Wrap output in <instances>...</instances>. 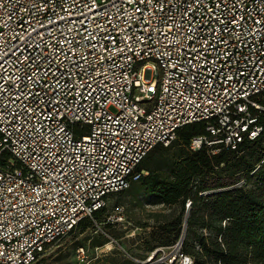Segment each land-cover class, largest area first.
<instances>
[{"label":"built area","instance_id":"built-area-1","mask_svg":"<svg viewBox=\"0 0 264 264\" xmlns=\"http://www.w3.org/2000/svg\"><path fill=\"white\" fill-rule=\"evenodd\" d=\"M252 110L264 0H0V264H38L84 219L97 233L108 198L188 125L207 132L192 151L257 139Z\"/></svg>","mask_w":264,"mask_h":264},{"label":"trees","instance_id":"trees-1","mask_svg":"<svg viewBox=\"0 0 264 264\" xmlns=\"http://www.w3.org/2000/svg\"><path fill=\"white\" fill-rule=\"evenodd\" d=\"M252 115H258L256 124L262 133L255 140L244 137L236 150L224 146H219L217 154L212 153L217 147L190 150L194 137L207 134L205 124L199 122L181 129L169 147H154L140 163L141 178L131 186L141 183L150 196L181 207L174 223L160 224L151 233L146 241L148 253L179 243L185 230L178 254L189 256L191 264H241L249 258L264 261V148L260 146L264 113L252 110ZM176 145L184 150L164 158L162 154ZM243 171L245 184L256 178L252 188L228 189L240 181ZM187 201H191L190 216L184 219ZM101 212L94 219L99 225L107 224L106 218L99 221ZM88 224L95 227L93 220L84 219L77 229Z\"/></svg>","mask_w":264,"mask_h":264},{"label":"rangeland","instance_id":"rangeland-1","mask_svg":"<svg viewBox=\"0 0 264 264\" xmlns=\"http://www.w3.org/2000/svg\"><path fill=\"white\" fill-rule=\"evenodd\" d=\"M260 146L264 148V140ZM183 150L182 146L176 145L170 152L162 155L164 158L174 157ZM239 175L240 181L228 189L252 188L256 178L245 184L246 171ZM186 204L184 219L190 216L191 206L187 208ZM180 210V205H165L150 196L141 183H135L126 192L111 195L107 206L100 213L99 221L104 222L105 217L111 215L117 218L114 223H103L97 233V228L89 224L77 229L57 246H52L38 264H80L76 258V250L81 246L89 249L90 264H142L155 252L151 264H182L183 258L178 254L180 249L176 247L178 242L172 247H160L149 253L146 246V241L157 226L174 223ZM108 243L112 244V250L104 249ZM241 264H264V261L257 262L249 258Z\"/></svg>","mask_w":264,"mask_h":264},{"label":"bare ground","instance_id":"bare-ground-1","mask_svg":"<svg viewBox=\"0 0 264 264\" xmlns=\"http://www.w3.org/2000/svg\"><path fill=\"white\" fill-rule=\"evenodd\" d=\"M104 249H106V250H112V244L111 243L106 244V246L104 247ZM186 263L187 264H191L192 263V259L188 258Z\"/></svg>","mask_w":264,"mask_h":264},{"label":"water","instance_id":"water-1","mask_svg":"<svg viewBox=\"0 0 264 264\" xmlns=\"http://www.w3.org/2000/svg\"><path fill=\"white\" fill-rule=\"evenodd\" d=\"M185 235H186V232H185V230H184V231H183V235H182V239H181V241L178 243V246H179V247L181 246V244H182V242H183V240H184V238H185ZM142 264H148V263L143 262Z\"/></svg>","mask_w":264,"mask_h":264},{"label":"crops","instance_id":"crops-1","mask_svg":"<svg viewBox=\"0 0 264 264\" xmlns=\"http://www.w3.org/2000/svg\"><path fill=\"white\" fill-rule=\"evenodd\" d=\"M112 249H113V246H112Z\"/></svg>","mask_w":264,"mask_h":264}]
</instances>
